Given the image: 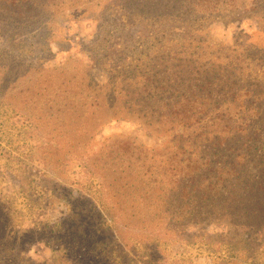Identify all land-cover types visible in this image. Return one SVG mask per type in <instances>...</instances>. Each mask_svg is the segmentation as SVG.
<instances>
[{"label": "rangeland", "instance_id": "rangeland-1", "mask_svg": "<svg viewBox=\"0 0 264 264\" xmlns=\"http://www.w3.org/2000/svg\"><path fill=\"white\" fill-rule=\"evenodd\" d=\"M263 170L264 0H0V215L38 236L18 264H63L72 212L110 264H264V227L223 208Z\"/></svg>", "mask_w": 264, "mask_h": 264}, {"label": "trees", "instance_id": "trees-1", "mask_svg": "<svg viewBox=\"0 0 264 264\" xmlns=\"http://www.w3.org/2000/svg\"><path fill=\"white\" fill-rule=\"evenodd\" d=\"M264 174V170H263ZM263 179V176H262ZM258 185L255 186L256 190H260L257 195L250 193L249 198L243 197L242 200L237 199V204L234 207H230L231 202H228V207H223L230 215L234 216L237 221H240L238 226L242 228L251 229L253 227H264V180L256 181ZM246 194H244L245 196ZM261 196V197H259ZM202 205H206L202 203ZM208 206V205H207ZM218 207V206H217ZM212 206V212L214 211ZM222 209V208H221ZM95 211V209H93ZM202 213V212H200ZM199 213V215H201ZM89 216L85 213H74L67 215L60 223V229L55 231L54 229L48 230V236L46 237L47 242H61L58 244L59 252L61 253V262L63 264H110L108 257L99 251L100 244L103 240L111 238L108 236L105 230L102 228H96L88 226L86 224ZM4 214L0 215V251L4 254L6 250L9 253L15 254L17 248V256L14 259V263H19L22 260L21 253L24 250L21 248L22 243L32 239H36V231L30 232H18L14 231L5 223ZM227 223V222H226ZM233 225V223H231ZM39 235V234H38ZM40 236V235H39ZM40 239V238H39ZM93 260V262H92ZM12 262V261H9ZM41 264H47L42 262Z\"/></svg>", "mask_w": 264, "mask_h": 264}]
</instances>
